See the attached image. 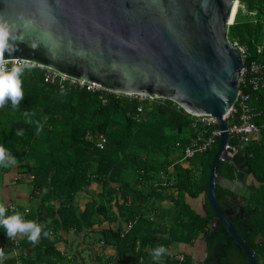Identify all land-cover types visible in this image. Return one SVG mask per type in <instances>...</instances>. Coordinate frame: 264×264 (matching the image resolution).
<instances>
[{
  "label": "water",
  "instance_id": "water-1",
  "mask_svg": "<svg viewBox=\"0 0 264 264\" xmlns=\"http://www.w3.org/2000/svg\"><path fill=\"white\" fill-rule=\"evenodd\" d=\"M238 0H0L10 35L0 63L23 61L122 96L173 102L190 116H210L220 132L206 199L248 264H257L233 228L243 205L221 211L216 188L243 198L250 169L246 146L230 155L226 116L239 92L241 56L228 38ZM231 164L235 180L217 174ZM212 238V235H211ZM207 240V239H206ZM208 264H217L211 262Z\"/></svg>",
  "mask_w": 264,
  "mask_h": 264
},
{
  "label": "trees",
  "instance_id": "trees-1",
  "mask_svg": "<svg viewBox=\"0 0 264 264\" xmlns=\"http://www.w3.org/2000/svg\"><path fill=\"white\" fill-rule=\"evenodd\" d=\"M245 10L248 13L257 11L261 16L264 14V0L246 3ZM263 31L262 26L249 23L248 18L238 11L234 25L229 28L228 38L232 42L236 41L239 45L248 47L252 54L251 59L264 61V52L262 55H258L255 48L262 41ZM7 67L9 69L13 68L11 65ZM20 70L23 72L21 76L23 92L27 97L42 101L56 99L64 92L70 117L65 129L55 133V145L47 146V161L45 163L40 161L35 168L30 169L33 178V195L31 196L36 200V203L35 207L29 211V219L43 225V231L48 232V236L45 237L42 231L38 241L32 243L24 235L19 247L14 249L7 240L6 230L0 227L1 254H12V252L18 250L20 256L24 257V264H64L67 260L63 258L62 253L57 251V242L50 239L47 226L48 220H53L55 224L60 225L61 230L64 232L72 231L78 235L83 231L92 229L95 225H100L103 222L113 223L119 219L115 230L108 228L100 231L98 239L103 248H114V256L97 260L95 264H100V262L156 264L151 253L153 249L160 246H164L168 250V254L162 257V264H173V255L169 254L171 246L174 244L193 245L201 236L204 237L205 241L204 264L211 262H217V264H248L244 253L224 227H220L214 232L210 231L216 216L207 202L206 194L209 169L212 158L217 151L218 139L211 151L189 161L188 168L181 167L179 162L168 163L173 169V176L170 179L173 184L168 187L171 188L172 195L162 193V186L157 189L158 183L153 181L154 175H148L150 169L145 163H140V168L145 171V174L143 178L139 177L135 183L144 187L150 186L149 188L153 189L148 196L142 197L140 191L134 187L124 189L123 185L119 184L116 189L110 188V184L116 186V182L119 180L116 171L119 170L120 166L119 162L109 159L110 155L108 153L110 154L112 151V153L124 152L127 143L125 136L118 138L117 127L112 122L110 123V121L104 119L103 123L92 127V133H89L94 138L97 135H103L106 138L107 143L104 150L99 151L96 149L94 141H87V145L99 155L96 176L99 182H102V189L113 190V195L118 194L123 200L118 206V212L111 210L113 214L106 212L108 211V205L105 203L102 205L101 203H92V205H87L81 213H77L75 197L85 185L86 163L77 155H72L70 144L65 142V139H74L76 135L77 113L74 114L72 111L71 102L81 98L88 100L95 107V113L102 117L105 116L106 111L119 113L123 117L126 132H129L134 125H141L142 118L141 121L137 122L134 115L138 103L104 92L91 94L81 90L78 94L75 89H60L57 84L48 85L45 83L44 78L47 70L39 67ZM103 100L105 103H103ZM147 105L145 104V107ZM252 106L263 115L264 119V91L252 96ZM149 110L152 112L147 113ZM143 112L145 118L158 117L160 119V129L168 128L173 131L180 129L183 133H189L191 117L181 109H177V106L171 101L165 100L159 105H152L150 109ZM18 131H23V128L12 126L8 129L7 136L0 140V145L10 151L17 161V157L20 159L26 157L28 153L25 148L30 142V136L25 133L18 136L16 135ZM229 145L240 147L234 139L229 141ZM31 154L33 155V152ZM246 154L250 177L258 187L253 183L248 184V191L243 198L217 187L216 197L218 206L223 212L238 205H243L244 212L248 213V217L246 220L235 222L233 228L253 254L256 263L264 264V132L258 139L253 140L246 146ZM204 156L208 157V162L202 170L197 172L194 161ZM105 158L108 159L103 162ZM23 168H26L25 164ZM1 169L6 170L7 168ZM217 174L230 181L235 180L237 177L233 166L225 162L219 163ZM200 196L204 197V216L197 214L186 202V197L194 200ZM127 199L130 200V205H127ZM154 200L172 203L173 216L170 218L168 225L160 226L157 223L145 220L144 206L149 201ZM19 214H23V209H19ZM6 215L10 216L8 212ZM95 217L101 219L94 221ZM130 221L135 222V224L130 231L123 233L124 225ZM185 259L186 264H191L186 256ZM10 262L13 264V260H10ZM0 264L7 263L2 261Z\"/></svg>",
  "mask_w": 264,
  "mask_h": 264
},
{
  "label": "rangeland",
  "instance_id": "rangeland-1",
  "mask_svg": "<svg viewBox=\"0 0 264 264\" xmlns=\"http://www.w3.org/2000/svg\"><path fill=\"white\" fill-rule=\"evenodd\" d=\"M254 1L255 0H238V3L240 6L245 7L246 3ZM65 89L68 88L65 87ZM79 91L81 90H77L78 94L80 93ZM161 103L162 102L157 101L151 102L149 103L151 105L149 106L148 104L144 107L143 111L150 109L152 105H159ZM67 104L66 94L62 92V94L56 99L52 98L42 101L30 99V97H27V95L24 94L23 100L15 108L12 107L10 102H6L4 107H0V140L7 136V131L12 126L22 127L23 133L30 136V142L25 148V151L28 154L23 159L17 157L18 161L15 171L16 179L11 181V187H13L14 190L16 189L15 191L19 195L24 196L34 204L36 203V200L31 196L33 195V179H31L30 169L35 168L40 161L44 163L47 161V146L55 145V133L61 129H65L68 124L70 112L69 109H67ZM71 109L74 114L77 113V119L75 122L76 135L74 139H65V142L66 144H70L72 155H77L86 163L85 185L82 188V191L75 197V208L77 213H81L87 205H92V203H101V205L105 203L108 205V211L106 212L113 214L111 210L113 209L115 212H118V206L123 200L118 194L113 195V190L109 191L102 189V182H99V179L96 176L99 155H97L95 151H92L87 145V141H94V137L89 135V133H92V127L100 125L104 122V119L110 121V123L112 122L117 127L118 138L125 136L127 143L124 152L112 153V151L110 154L108 153V155H110L109 159L119 162L120 166L119 170L116 171L119 180L116 182V186L110 184L111 189H116L119 184H122L124 189L134 187L140 191L142 197H146L153 191V189H150V186L144 187L139 184L136 185L135 183L139 177L143 178V175L145 174V171L140 168V163H145L148 166L150 169L148 175H154L153 181L158 183L157 189L161 181L166 180L167 182H170V179L173 176V169L168 163L179 162L181 167H189L188 164L181 162L180 149L187 146L190 139L193 138V132L191 130H189V133H183L180 129L174 131L168 128L160 129V119L158 117L145 118L143 117V114L145 113L142 111L139 117L140 121L142 118V122H140L141 125H134L129 132H126L123 117L119 113H109L106 111L104 117L97 115L95 113V107L88 100L82 98L74 100V102H71ZM149 111L147 113L152 112ZM25 112L29 113L28 117H25ZM31 152H33V155ZM108 155L105 156L107 157ZM107 159L105 158L103 162H106ZM194 162L195 170L198 172L206 166L208 157H199L195 159ZM24 164L26 165V168H23ZM235 173L237 176V172ZM250 183H253L258 187L251 177L248 178L247 185ZM3 186L2 182H0V190H3ZM161 192L166 193V195H172L173 193L171 188L168 187H163ZM4 196L5 195H2L3 205H8V199L6 198L8 196ZM161 206V202L156 200L146 203L144 206L145 220L157 223L160 226L168 225L170 218L173 216L172 208L163 209ZM19 209L26 208L20 207ZM27 209L30 211L33 208ZM191 209L193 210V208ZM99 219V217H95L93 220L98 221ZM47 226L50 239L57 243L60 241L65 243L64 246L66 247V253L69 258L71 257L70 261L73 259L75 262L73 264H95V258L102 257L97 253V248L94 244V250L85 249L76 255L72 246L74 242L69 245L66 241H63L64 235L59 234V232L61 233L60 225L55 224L53 220H48ZM99 228L100 227H95L93 228L94 230L90 232L95 235L91 238L93 239V242L96 243L99 242ZM14 237L17 241H22L20 233H17ZM84 237L90 238L89 236ZM177 248L176 245H173L170 248V251H175ZM14 252H12V254L14 253L13 256H9L8 253V255H1L0 253V263L6 261L7 264H11L10 260H13V264H24V257L20 256V252L18 250H15ZM190 253L191 257L187 256V258L190 260L191 264H193V262L194 264H204L205 241L203 236L195 242L194 250L191 249ZM70 261L67 260L66 263L68 264Z\"/></svg>",
  "mask_w": 264,
  "mask_h": 264
},
{
  "label": "built area",
  "instance_id": "built-area-1",
  "mask_svg": "<svg viewBox=\"0 0 264 264\" xmlns=\"http://www.w3.org/2000/svg\"><path fill=\"white\" fill-rule=\"evenodd\" d=\"M238 11L241 12L243 16L248 18V22L253 25H260L264 30V14L261 16L258 12L248 13L245 10L244 6H240ZM264 32V31H263ZM261 43L256 45V53L258 55H262L264 52V33L261 38ZM231 46L238 51L241 56L242 66L239 73L238 79V88L239 92L237 95V99L235 101L234 106L230 110L229 114L226 116L227 122V132L229 135V141L234 139L238 146H247L253 140H256L260 137L262 132H264V119L263 115L257 111L252 106V96L264 91V61H260L257 59H251L252 54L251 51L246 46L239 45L238 42L230 41ZM6 66L11 65V67H15L18 69L25 68H34L36 67L33 64L23 62V61H7L4 63ZM45 83L48 85L57 84L60 89H75V90H85L88 93H107L111 95H115L116 97L127 98L129 101H136L138 103L136 112H135V120L139 122V117L142 111L144 110L145 104H149L151 102H164L165 100L158 99H150L141 96H122L114 92L106 91L98 85L87 84L81 81H77L66 76L60 75L58 73L47 70L45 75ZM102 100V97H101ZM103 103L105 101L103 100ZM177 106V105H176ZM177 109H181L177 106ZM182 110V109H181ZM183 111V110H182ZM184 112V111H183ZM185 113V112H184ZM186 114V113H185ZM188 115V114H187ZM190 116V115H188ZM190 130L193 132V138L190 139V142L187 146H184L180 149V157L181 162L188 164L189 161L194 159L199 155L206 154L211 151L215 145L217 139L219 140L220 132L217 128L216 120L210 116H190ZM107 140L103 135H97L94 138V146L99 151L104 150L106 146ZM179 146V145H178ZM240 147H231L228 143L226 147V151L230 155L236 154ZM31 179H33L31 177ZM173 181L167 182L166 180L161 181L159 186L162 187H171ZM127 205H130V200L127 199ZM8 209V213L11 215L19 213V208L15 205H8L6 207ZM22 217L25 221H31L29 219V210L23 209ZM135 222H128L123 227V233L130 231ZM23 235V234H22ZM9 244L14 248H18L20 242L15 239V237L9 238L7 237ZM102 247V244L99 243ZM64 256V254H62ZM173 264H186L185 255L183 254H175L172 256ZM100 264H111L100 262Z\"/></svg>",
  "mask_w": 264,
  "mask_h": 264
},
{
  "label": "clouds",
  "instance_id": "clouds-1",
  "mask_svg": "<svg viewBox=\"0 0 264 264\" xmlns=\"http://www.w3.org/2000/svg\"><path fill=\"white\" fill-rule=\"evenodd\" d=\"M9 41V32L3 26H0V54L7 50ZM22 75V70L15 67L9 69L6 65L0 64V107H3L6 102H10L12 107L15 108L23 100ZM24 115L28 117L29 113L25 112ZM16 135L22 136L23 131H18ZM16 164L17 160L11 152L0 145V168H8ZM7 211L8 209L0 204V227L6 230L7 237L12 238L20 233L25 235L32 243H36L43 231V225L33 221H25L19 213L7 216ZM43 235L47 237L48 232L43 231ZM167 254V248L160 246L153 249L151 256L156 264H162V257Z\"/></svg>",
  "mask_w": 264,
  "mask_h": 264
},
{
  "label": "crops",
  "instance_id": "crops-1",
  "mask_svg": "<svg viewBox=\"0 0 264 264\" xmlns=\"http://www.w3.org/2000/svg\"><path fill=\"white\" fill-rule=\"evenodd\" d=\"M16 165L11 166L9 168H7L6 170H2L0 168V182H2L3 186V190H0V204L3 205V199H2V195H5L4 197H6V195L8 197H6L8 200V205H15L18 208H34L35 204L30 200L26 199L24 196L19 195L13 187H11V181H14L16 179ZM186 202L189 204V206L191 208H193V210L201 215L204 216V212H203V204H204V197L200 196L197 199H190L188 197H186ZM8 205L4 204V207H7ZM161 207L163 209L165 208H172V203H170L169 201H162L161 202ZM82 210V209H81ZM84 210V209H83ZM82 212V211H81ZM101 219V218H100ZM118 222L119 219H117L116 221H114L113 223H108V222H103L100 225H95L93 228L95 227H100L99 228V232L104 230V229H116L118 226ZM90 229L87 231H83L81 234H75L72 231L70 232H64L63 230H61V233L59 232L60 235H64L63 236V241H66L69 245L72 244L73 249L75 250L76 255H78L81 251L85 250V249H90V250H94V247L96 246L97 248V253L102 256V257H96L95 261L97 260H103V259H107L110 257H113L115 254V250L112 247H107V248H103L100 246V242H93V239L91 237L95 236L93 234H91L90 232H92L94 229ZM88 234V235H87ZM84 236H89L90 238H86ZM99 238V237H98ZM21 239H24V235L21 234ZM64 242H58L56 249L57 251H59L60 253L64 254L63 258L66 257V260L70 261V258L68 257L67 253H66V247L64 246ZM93 244L95 246H93ZM176 245L178 248L175 251H170L169 250V254L170 255H175V254H184L186 257L190 256V250L193 249L194 250V245H184V244H174ZM173 246V245H172ZM171 246V247H172ZM15 253V252H14ZM13 253V254H14ZM13 254H9V256H13ZM3 255V254H1ZM8 255V254H7ZM98 255V256H99ZM6 256V255H5ZM103 258V259H102ZM192 260V258H191ZM75 263L72 259V261H70L68 264H73ZM64 264H67L66 262ZM194 264V262H193Z\"/></svg>",
  "mask_w": 264,
  "mask_h": 264
},
{
  "label": "bare ground",
  "instance_id": "bare-ground-1",
  "mask_svg": "<svg viewBox=\"0 0 264 264\" xmlns=\"http://www.w3.org/2000/svg\"><path fill=\"white\" fill-rule=\"evenodd\" d=\"M238 8H239V3L236 2L233 6L231 15H230V19H229V25H233L235 23V19H236V15L238 12Z\"/></svg>",
  "mask_w": 264,
  "mask_h": 264
}]
</instances>
